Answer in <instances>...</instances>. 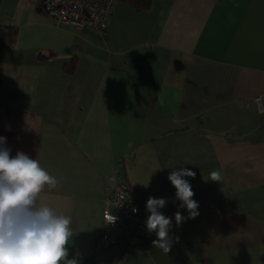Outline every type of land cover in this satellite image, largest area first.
<instances>
[{"label": "crops", "instance_id": "1", "mask_svg": "<svg viewBox=\"0 0 264 264\" xmlns=\"http://www.w3.org/2000/svg\"><path fill=\"white\" fill-rule=\"evenodd\" d=\"M149 1L115 0L101 34L1 0L17 35L0 39V136L57 178L38 204L71 217L79 264H264V0ZM182 168L199 215L176 226ZM121 180L145 210L167 200L168 253L155 232L92 250Z\"/></svg>", "mask_w": 264, "mask_h": 264}, {"label": "clouds", "instance_id": "2", "mask_svg": "<svg viewBox=\"0 0 264 264\" xmlns=\"http://www.w3.org/2000/svg\"><path fill=\"white\" fill-rule=\"evenodd\" d=\"M5 145L6 138L0 136V264H79L77 258H68L67 246L74 234L71 217L57 214L45 203L38 204L46 186L57 187V178L24 152L11 156V149ZM195 175L182 168L168 176L176 189V199L181 202L178 207L188 212L187 217L179 210L174 213L176 226L199 215L191 184L183 178ZM209 179L219 182V171L211 172ZM166 204L164 198H148L146 210L150 215L146 227L157 236L153 245L168 253L172 246V218L160 211ZM114 220L115 217L111 222Z\"/></svg>", "mask_w": 264, "mask_h": 264}, {"label": "built area", "instance_id": "3", "mask_svg": "<svg viewBox=\"0 0 264 264\" xmlns=\"http://www.w3.org/2000/svg\"><path fill=\"white\" fill-rule=\"evenodd\" d=\"M46 13L56 24H70L76 28L89 27L103 34L115 0H42ZM259 100V97H256ZM133 208L138 209L137 212ZM150 213L141 208L130 185L117 182L104 199L101 213L103 226L92 242V250L113 245L121 240L126 246L137 245L151 234L146 220ZM115 220L111 222L112 218ZM153 233V232H152Z\"/></svg>", "mask_w": 264, "mask_h": 264}, {"label": "trees", "instance_id": "4", "mask_svg": "<svg viewBox=\"0 0 264 264\" xmlns=\"http://www.w3.org/2000/svg\"><path fill=\"white\" fill-rule=\"evenodd\" d=\"M124 1L128 2L137 9L146 8L150 4L149 0H124ZM16 35H17L16 24H0V39L8 43H12L14 42ZM73 65H74V61L71 62L69 65H66L65 69L69 70L66 72L72 73L73 71L71 70L73 69Z\"/></svg>", "mask_w": 264, "mask_h": 264}]
</instances>
